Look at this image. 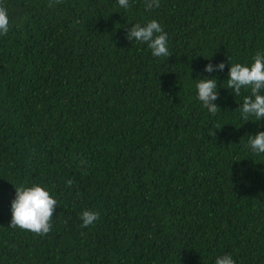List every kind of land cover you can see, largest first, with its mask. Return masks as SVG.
Here are the masks:
<instances>
[{
    "label": "trees",
    "instance_id": "16d2710c",
    "mask_svg": "<svg viewBox=\"0 0 264 264\" xmlns=\"http://www.w3.org/2000/svg\"><path fill=\"white\" fill-rule=\"evenodd\" d=\"M49 3L0 0V264H264V154L247 146L264 119L226 83L264 53V0ZM153 19L168 57L126 38ZM213 77L215 115L195 90ZM34 184L57 200L43 236L10 227ZM84 210L99 220L81 227Z\"/></svg>",
    "mask_w": 264,
    "mask_h": 264
},
{
    "label": "clouds",
    "instance_id": "9594fccd",
    "mask_svg": "<svg viewBox=\"0 0 264 264\" xmlns=\"http://www.w3.org/2000/svg\"><path fill=\"white\" fill-rule=\"evenodd\" d=\"M62 0H55L60 3ZM118 5L124 9L129 8V0H118ZM53 4L49 3V7ZM159 7V0H145V11H150ZM9 32V18L5 7L0 6V36ZM127 40L137 41L146 44L153 57H168L167 34L163 27L156 20H151L143 26L139 23L131 26L127 30ZM225 64L216 65L218 71H223ZM204 72H213L211 63L207 64ZM226 83L229 89L233 90L236 96L241 94L242 88L250 89V95L243 99L241 106L237 110L244 120L254 117L260 121L264 119V53L258 52L253 57L250 66L235 63L229 67ZM196 99L201 102L207 111L215 115L219 108L214 103L218 99L217 81L211 79H199L195 83ZM247 146L255 154H264V132L255 135H248ZM71 185V181L68 182ZM57 207V200L49 191L40 185L30 187L19 186L15 188V198L11 202V222L10 227H18L37 235H46L52 228V217L54 209ZM99 213L92 210H84L80 214L82 220L81 227H88L99 220ZM215 264H235L231 255L225 254L217 257Z\"/></svg>",
    "mask_w": 264,
    "mask_h": 264
}]
</instances>
